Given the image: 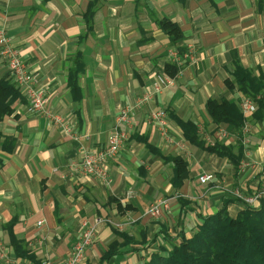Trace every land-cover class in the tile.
Segmentation results:
<instances>
[{
	"label": "crops",
	"instance_id": "0c3cea01",
	"mask_svg": "<svg viewBox=\"0 0 264 264\" xmlns=\"http://www.w3.org/2000/svg\"><path fill=\"white\" fill-rule=\"evenodd\" d=\"M92 2L97 7L90 33L85 14ZM164 19L180 28L183 37L176 43L160 28L158 21ZM0 31L48 99L47 114L37 116L28 112L20 93L12 114L0 121V264H65L82 234V222L94 223L96 217L133 221L134 227L118 231L98 225L86 264H100L111 243H122L117 232L128 234L135 244L123 248L110 264L126 256L133 264H145L154 254L167 256L173 245L192 238L205 218L224 207L232 218L245 210L234 192L253 194L264 178V120L260 114L249 117V132L240 135L231 125L216 124L206 105L212 99L227 100L240 109L244 94L226 85L236 64L264 78V4L0 0ZM189 48L193 59L177 65L179 71L170 77L166 67L174 63L169 53ZM79 52L82 99L75 102L68 74ZM159 72L174 81L155 95L152 85ZM0 79L11 81L1 54ZM147 94L151 100L141 101ZM127 107L134 108L135 127L110 164L111 183L73 176L70 165L79 159L82 145L105 146L116 126L126 129L118 118ZM160 109L168 116L163 129L151 120V113ZM56 116L71 124L81 140L63 131L54 122ZM176 117L194 123L207 145L231 146L236 156L242 145L239 164L191 144ZM6 139L14 140L12 151L2 148ZM168 157L188 162V178L180 189L172 184L174 165ZM203 176L212 178L202 184ZM162 199H169L170 206L153 219L146 212ZM11 222L35 261L17 257Z\"/></svg>",
	"mask_w": 264,
	"mask_h": 264
},
{
	"label": "trees",
	"instance_id": "16d2710c",
	"mask_svg": "<svg viewBox=\"0 0 264 264\" xmlns=\"http://www.w3.org/2000/svg\"><path fill=\"white\" fill-rule=\"evenodd\" d=\"M260 5L264 0H258ZM96 2H92L85 14L87 31L91 33L93 17L96 11ZM160 28L169 35L172 43H176L183 35L177 24L164 19L158 21ZM84 70L82 55L79 52L73 59L68 74V86L70 87L75 102H80L82 94L78 83L79 76ZM179 68L176 64H168L166 72L170 77H175ZM230 90L237 88L244 96L252 99L258 106L256 117L264 120V78L255 76L251 71L244 69L239 64L232 73V79L226 81ZM21 98L19 89L9 80L0 79V121H3L13 112V104ZM207 111L216 124L231 125L236 132L241 135V130L245 124L244 116L239 107L230 101L209 100ZM178 125L181 127L185 138L193 145L217 154L220 157L230 159L236 165L242 155V145L236 156L234 148L223 144L214 146L207 145L201 138L197 126L192 122H185L176 117ZM2 148L12 151L14 140L6 139ZM7 145L9 148L7 149ZM168 161L174 165V176L172 184L176 189H180L184 181L188 178V162L181 157H168ZM179 201L185 200L179 197ZM227 205V203H226ZM236 218H232L226 212V207L216 215L205 218L199 224L196 233L190 239L183 238L178 245H173L172 250L164 256L154 254L145 264H264V202L259 209L245 206ZM15 222H11L10 230L11 244L18 258L35 261L34 255L27 252L24 245L14 235L13 227ZM117 236L122 238V243L117 241L111 243L108 250L102 256L100 264H110L112 259L123 254V248L134 245L135 240L124 232H117Z\"/></svg>",
	"mask_w": 264,
	"mask_h": 264
},
{
	"label": "built area",
	"instance_id": "2783aa9c",
	"mask_svg": "<svg viewBox=\"0 0 264 264\" xmlns=\"http://www.w3.org/2000/svg\"><path fill=\"white\" fill-rule=\"evenodd\" d=\"M193 49L189 48L187 52L181 53L177 49L169 53L172 63L181 67L186 60L193 59ZM0 53L8 65L11 81L17 86L20 93L26 98L30 114L41 115L47 114L48 99L44 89L39 87L36 82V76L29 71L25 60L21 57L19 52L11 46L10 39L5 32L0 31ZM185 53V54H184ZM174 79L169 78L164 72H159L155 77L152 88L153 93L159 94L164 88L173 84ZM150 95L147 94L141 101L149 102ZM240 109L245 118V124L242 132L247 134L249 132V117L253 116L258 106L256 103L243 96L240 102ZM166 110H157L151 113V120L155 122L160 128H164L167 120ZM54 122L62 127L69 136L80 141L81 137L76 133L75 128L64 121L61 117H54ZM125 125L126 129L122 130L116 126L108 136L105 146H98L95 148H85L83 145L79 149L80 157L70 165V172L73 176L80 179H96L107 184L111 183L110 178V164L116 160L120 154L125 142L129 138V134L135 127L134 108H124L118 118V125ZM212 176H203L200 178V183L206 184L211 180ZM234 196L244 202L247 206L257 208L260 201L264 200V178H262L258 190L253 194H242L240 191H235ZM170 206L169 199H162L155 202L146 212L151 217H160L164 210ZM106 223L101 217H96L94 223L87 220L82 222V234L79 240L75 243L70 255L65 264H86V253L88 249L94 244L97 235V226ZM42 222H39L41 225Z\"/></svg>",
	"mask_w": 264,
	"mask_h": 264
},
{
	"label": "rangeland",
	"instance_id": "374dc122",
	"mask_svg": "<svg viewBox=\"0 0 264 264\" xmlns=\"http://www.w3.org/2000/svg\"><path fill=\"white\" fill-rule=\"evenodd\" d=\"M1 54V53H0ZM185 54V53H184ZM194 57V53L193 54H190V56ZM2 57V56H1ZM3 58V57H2ZM4 60V59H3ZM5 62V60H4ZM7 64V63H6ZM8 66V65H7ZM11 82V81H10ZM13 83V82H12ZM14 84V83H13ZM15 85V84H14ZM16 86V85H15ZM17 87V86H16ZM43 115V114H41ZM41 115H37V116H41ZM241 133H242V130H241ZM129 139V138H128ZM149 209V208H148ZM102 218V217H101ZM159 218V217H158ZM103 220L106 221V225H111L113 226L114 228H116V230L118 231H125L127 230L128 228H130L131 226L134 227L133 225V221L131 223H127V222H123L121 220H113V219H108V218H102ZM155 219V218H153ZM110 220H111V223H110ZM120 239V238H119ZM72 250V248H71ZM19 264H24V263H19ZM117 264H133V260L131 258V256H126V257H123L119 260H117Z\"/></svg>",
	"mask_w": 264,
	"mask_h": 264
}]
</instances>
